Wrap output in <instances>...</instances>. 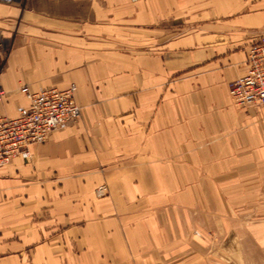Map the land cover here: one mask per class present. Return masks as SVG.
I'll list each match as a JSON object with an SVG mask.
<instances>
[{
  "label": "crops",
  "instance_id": "obj_1",
  "mask_svg": "<svg viewBox=\"0 0 264 264\" xmlns=\"http://www.w3.org/2000/svg\"><path fill=\"white\" fill-rule=\"evenodd\" d=\"M263 32L264 0L0 2V117L81 106L0 165V264H264V107L230 95Z\"/></svg>",
  "mask_w": 264,
  "mask_h": 264
},
{
  "label": "built area",
  "instance_id": "obj_2",
  "mask_svg": "<svg viewBox=\"0 0 264 264\" xmlns=\"http://www.w3.org/2000/svg\"><path fill=\"white\" fill-rule=\"evenodd\" d=\"M246 62V73L230 83V95L240 107H264V32L250 46ZM76 89L75 83L40 91L22 85L20 92L29 100L28 107L16 116L0 117V165L18 155L30 157L31 145L46 141L67 121L78 119L81 106L75 98ZM8 93L0 75V101L3 102ZM107 191L106 184L95 189L97 197L106 195Z\"/></svg>",
  "mask_w": 264,
  "mask_h": 264
},
{
  "label": "rangeland",
  "instance_id": "obj_3",
  "mask_svg": "<svg viewBox=\"0 0 264 264\" xmlns=\"http://www.w3.org/2000/svg\"><path fill=\"white\" fill-rule=\"evenodd\" d=\"M3 3H10V2H3ZM96 188H97V187H96ZM107 193H108V191H107ZM107 193H106V194H107ZM95 194H96V193H95Z\"/></svg>",
  "mask_w": 264,
  "mask_h": 264
}]
</instances>
